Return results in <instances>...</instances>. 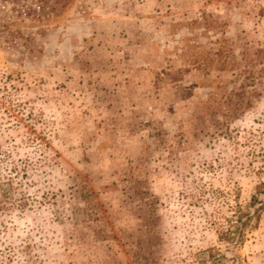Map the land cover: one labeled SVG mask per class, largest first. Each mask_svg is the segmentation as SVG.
<instances>
[{"label":"rangeland","instance_id":"1","mask_svg":"<svg viewBox=\"0 0 264 264\" xmlns=\"http://www.w3.org/2000/svg\"><path fill=\"white\" fill-rule=\"evenodd\" d=\"M0 183V264H264V0H0Z\"/></svg>","mask_w":264,"mask_h":264},{"label":"trees","instance_id":"2","mask_svg":"<svg viewBox=\"0 0 264 264\" xmlns=\"http://www.w3.org/2000/svg\"><path fill=\"white\" fill-rule=\"evenodd\" d=\"M1 185V183H0ZM3 185H8V183H3ZM6 189L1 188L0 189V202H2V197L6 196ZM264 194V183H259L255 188V193L250 198V203L246 205V209L253 208V214H256L257 216L260 215L262 211H264V201L260 197ZM236 212H237V220L232 221L229 223V229L223 232L222 238L229 242H236L240 243L243 240V230L244 227L247 226L248 221L251 218V215L249 213L241 214L242 207L239 205H236ZM249 211V210H247ZM245 217V220H244Z\"/></svg>","mask_w":264,"mask_h":264}]
</instances>
